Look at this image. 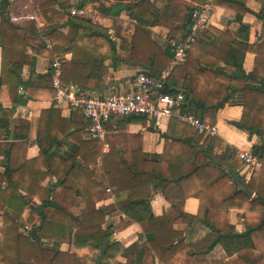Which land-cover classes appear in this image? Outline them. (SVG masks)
Segmentation results:
<instances>
[{
	"label": "trees",
	"instance_id": "trees-1",
	"mask_svg": "<svg viewBox=\"0 0 264 264\" xmlns=\"http://www.w3.org/2000/svg\"><path fill=\"white\" fill-rule=\"evenodd\" d=\"M206 1L234 11V19L239 22L236 34L241 37L236 39L228 30H216L212 38L199 33L182 64L186 67L175 66L168 82L173 80L175 72L182 73L180 85L188 100L181 109L214 124L217 111L236 89L215 82L213 77L224 72L231 79L246 80L241 89V116L231 124L261 138V144L250 148L261 161L260 168L245 180L238 173L240 161L235 149L213 155V137L196 132L189 135L190 127L176 117L170 118L168 130L161 135L163 150L154 158L143 153L140 134H106L109 149L103 153L102 141L84 139L89 122L86 118L83 121L79 110L74 111L80 113V119L73 116L64 119L53 108L41 114L43 118L51 116L52 124L49 128L41 120L38 125V155L27 159L25 151L30 124L24 119L13 118V107L4 108L0 104V164L5 168L0 173L2 264H81L82 257L94 252L95 264H225L222 259L204 257L217 244L228 256L236 255L247 264H264V0H259L261 36L257 44L246 42L247 26L242 23V16L248 10L245 0L182 3L184 13L180 25L171 27V20L166 22L170 26L171 40H176L178 31L182 36L177 39L185 37L187 13L195 9L196 3ZM85 3L82 1L78 6ZM139 4L144 8L145 0ZM57 5L63 8L65 0H36L41 21L40 36L51 42V56L62 55L67 50L64 43L74 45L96 36L106 40L104 28L87 18L59 11ZM100 9H104L102 3ZM128 9L131 11L130 7ZM10 11L11 2L0 0V86H6L18 105L25 104L36 94L53 96L50 71L27 81L21 79L23 66L34 67V54L42 53L45 48L35 40L19 37ZM63 28H67L66 35ZM29 31L35 33L33 24L29 25ZM107 45L108 50L92 59L102 75L106 73L103 60L115 55L112 43L107 41ZM25 46H30L33 55L26 53ZM246 52L254 54L250 73H245L242 65ZM195 62L198 69L192 66ZM221 62L231 66L232 70L227 73L224 67L220 68ZM77 66L79 72H75L72 63L63 64L61 79L71 80L81 89L90 74L84 65ZM213 68L216 70L212 71ZM76 74L82 76V82ZM190 76H204V84L200 88L192 87L186 81ZM174 85L176 82L172 89L167 86L164 92L178 93ZM145 120L146 117L141 115L115 116L113 123L119 131L126 123L143 124ZM172 127L180 133H171ZM104 128L110 130L112 127L106 124ZM58 134L75 141L74 152L64 158L56 156L50 149L59 144ZM77 161L80 164L77 165ZM75 169L80 172L77 179L71 176ZM51 177L55 178L52 187L43 186L44 180ZM5 187L11 188L13 193H6ZM106 188L115 194L116 200L96 208V202L106 196ZM158 192L171 207L168 214L154 215L151 210L150 200ZM251 193L253 196L249 198ZM192 195L199 201L195 214L184 211V202ZM76 196H84L86 200L80 211L74 208ZM35 199L39 201L33 205L36 218L30 217L24 222L22 214ZM233 209L242 210L240 218L244 230L241 232L229 222L228 214ZM117 210L125 216L119 229L136 223L141 230L137 240L128 246L111 240L115 230L112 226L102 228L105 217ZM26 224L30 226L29 230H25ZM176 225H183V228H176ZM198 226L205 229V234L194 241L188 240ZM63 241L71 245V251L60 249Z\"/></svg>",
	"mask_w": 264,
	"mask_h": 264
},
{
	"label": "crops",
	"instance_id": "crops-1",
	"mask_svg": "<svg viewBox=\"0 0 264 264\" xmlns=\"http://www.w3.org/2000/svg\"><path fill=\"white\" fill-rule=\"evenodd\" d=\"M82 1L86 2V5H92L94 12L87 18L92 24L98 25L104 28L106 31V40L102 37H93L78 41L76 44L72 45L70 43H64L65 50L62 55L65 58L66 65H73L75 72H79L80 69L77 65H84L87 67L90 74L89 78L86 80L83 88H78L71 80H62L63 84L67 86H72L78 92L93 94L97 96H110L115 93L127 91L132 88L133 80L137 73L143 72L153 78H158L166 70H172L170 68L171 59L173 56V50L171 46V36L169 35L170 26L166 25L168 19L171 20V27H178L181 23V18L184 13L182 3L188 2L190 0H145L144 8L139 4L143 0H65V5L60 8L57 5V9L60 11L65 10L67 6H78ZM104 5V9H100V4ZM170 3H173L170 5ZM245 6L247 11L242 16V23L247 26V40L246 42L250 45L257 44L260 42L261 36V21L258 18V12L261 8V2L259 0H245ZM119 7V8H118ZM130 10L129 11V8ZM132 7V9H131ZM68 12V11H67ZM191 12V11H189ZM186 17V32H188L187 27L189 23L187 22L188 14ZM130 13L136 14L138 17L131 16ZM35 15L38 22H41L37 15V6L35 10ZM234 11L227 8H222L215 6L212 11L209 25L206 29L201 32L208 38H212L215 35V31H230L236 39H240L241 35L236 34L239 28V22L234 19ZM18 27V35L24 39L35 40L38 45H43L45 50L42 53L34 54L35 62L34 67L23 66L20 77L23 81L33 79L36 75H43L49 72V61L51 60V49L46 48L44 39L40 36L41 26H37L35 21H30L26 18L20 19L18 22H13ZM33 24L34 34L39 35L37 38L34 34L29 31V25ZM139 29V31H138ZM64 35L67 33V28L62 29ZM187 34V33H186ZM182 34L180 31L176 34L177 38H180ZM107 41L112 43L115 49V55L109 56L103 60V65L106 68V73L103 75L96 65L92 62L93 58H97L99 55L108 50ZM50 42V41H49ZM51 43V42H50ZM52 45V44H51ZM52 48V47H51ZM27 54L33 55V51L30 46H25ZM196 51L194 50V55L196 56ZM193 55V54H192ZM166 66L164 67V65ZM196 62L192 64L193 67L196 66ZM254 64V54L246 52L243 57V69L245 73H250ZM0 65H1V48H0ZM182 65V64H181ZM180 65V66H181ZM82 66V67H84ZM182 67H186L182 65ZM220 68H225L226 72L232 70L231 66H224L221 62L219 64ZM198 69V66L195 67ZM83 70V69H82ZM213 68L212 71H215ZM193 71V70H192ZM66 74H68L66 70ZM72 73H70L71 75ZM169 74V76H170ZM77 75V74H76ZM194 75V74H192ZM165 80L164 90H167V86L170 89L174 88L177 92L183 93V88L180 85L183 81L184 75L182 73H174L173 80L168 82V78ZM77 78L82 82L83 78L77 75ZM215 82L225 84L229 87H234L236 91L232 93L229 101L221 105L220 109L216 113V120L214 124L217 127V133L213 137L212 152L213 155L219 156L224 153H228V150L233 148L236 151L240 149H250L252 145L261 144L262 140L260 137L250 134L246 129H241L233 124L232 121H237L242 113V98L243 93L241 91L242 87L246 84V80L243 79H231L224 72L217 73L213 77ZM178 81V82H177ZM192 87L200 88V85L204 84V76H190L186 79ZM23 93V91H21ZM184 94V93H183ZM188 100V96L185 95ZM186 102L184 105L186 106ZM0 104L4 108H14L12 117L24 119L30 124V132L28 136V145L25 151L26 158H33L38 155L40 150V142L37 137L38 125L42 120V123L47 127H51V116L41 117V114L50 108L59 111L60 117L64 119H70L73 117L80 119V113L74 110L62 109L54 105L52 101V95L36 94L31 97L25 104L18 105L14 103L13 96L8 93L6 86H0ZM220 104V103H219ZM218 105V103H217ZM181 112H188L185 109H181ZM56 117V116H55ZM83 121L84 116H82ZM175 118V117H172ZM114 117L111 118L106 124H110L112 127L110 130H105L106 134L115 133H126V134H140L141 136V148L143 153L148 158H154L159 155L164 146V138L161 136L168 130V125L170 118L168 120H163L160 126H155L149 120H145L142 123H126L124 129L117 130L114 127ZM105 124V125H106ZM72 128V127H71ZM72 130V129H71ZM170 132L178 135L180 133L179 129L172 127ZM195 132L190 128L189 135H193ZM84 139H88L87 133H84ZM59 144L52 145L51 150L56 156L67 157L71 155L75 150V141L58 134ZM2 156L0 155V160ZM99 162V160H98ZM80 161H77V165ZM5 170L4 166L0 164V173ZM78 170H72L71 176L74 178L79 177ZM240 176L245 177L244 170L241 165L238 169ZM55 182V178H46L42 183L43 186L52 187ZM109 189V188H106ZM5 191L8 194H12L13 191L9 187H5ZM106 196L96 202L95 207H105L113 204L116 200V196L111 191H105ZM253 196V193L249 195V198ZM124 197V195H121ZM85 197L76 196L74 202V208L76 210H82L85 207ZM39 204L37 199L29 203L27 208L22 214V220L25 222L28 218H36V212L33 205ZM198 198L196 195L189 196L184 202V211L189 214H195L198 210ZM151 210L154 215H164L168 214L171 210L169 203L163 198L160 192L153 194L150 200ZM242 210L233 209L230 210L228 214L229 222L234 225L235 230L241 232L244 230V223L242 222L240 216ZM125 221V216L119 211H115L105 217V224L102 228L107 226H112L114 230L111 240L117 241L124 246H128L137 240L140 236V227L136 223H132L123 229H119L121 224ZM176 228H183V225H176ZM2 230V218L0 212V234ZM205 229L198 226L188 236V240L194 241L205 234ZM62 251L72 250L71 245L67 241H63L60 245ZM96 252L90 256H84L81 258V264H95ZM205 258L208 259H222L225 264H247L242 259L238 258L236 255L228 256L221 245L217 244L213 249L207 253ZM118 260L123 261L122 258ZM0 264H2L0 258Z\"/></svg>",
	"mask_w": 264,
	"mask_h": 264
},
{
	"label": "built area",
	"instance_id": "built-area-1",
	"mask_svg": "<svg viewBox=\"0 0 264 264\" xmlns=\"http://www.w3.org/2000/svg\"><path fill=\"white\" fill-rule=\"evenodd\" d=\"M12 2V0H9ZM192 11V17L189 22V30L184 38L173 40L171 42L173 56L170 68L183 64L187 59V54L192 44L198 38L199 33L207 28L210 22L214 5L211 1L196 3ZM66 11L70 15L79 17H88L94 9L92 5L86 6H67ZM26 18L35 21L36 25L41 26L35 15H22L16 12H10L12 22H18ZM45 46L51 49L49 41H45ZM65 63L63 55H55L49 61V71L51 85L54 90L52 101L55 106L67 110H79L84 118L89 122L87 127L88 138L102 141V152L106 153L109 149L105 142V124L115 116L141 115L152 122L155 126H160L163 120L176 117L186 123L194 132L202 133L209 136H215L217 127L202 121L191 112H181V105L185 103L184 95L181 92L169 94L164 92L165 80L171 70H166L158 78H153L143 72L136 74L132 88L127 91L115 93L110 96H97L88 93L78 92L72 86L63 84L61 79L62 66ZM240 161L241 168L248 178L254 171L261 166V161L251 149H240L236 153ZM110 191V189H106ZM25 230L30 226L26 224Z\"/></svg>",
	"mask_w": 264,
	"mask_h": 264
},
{
	"label": "rangeland",
	"instance_id": "rangeland-1",
	"mask_svg": "<svg viewBox=\"0 0 264 264\" xmlns=\"http://www.w3.org/2000/svg\"><path fill=\"white\" fill-rule=\"evenodd\" d=\"M36 10V0H12L11 11L25 16L33 15Z\"/></svg>",
	"mask_w": 264,
	"mask_h": 264
},
{
	"label": "water",
	"instance_id": "water-1",
	"mask_svg": "<svg viewBox=\"0 0 264 264\" xmlns=\"http://www.w3.org/2000/svg\"><path fill=\"white\" fill-rule=\"evenodd\" d=\"M191 17H192V11H191V12H189V14H188V19H187V22H188V23L190 22V20H191ZM187 30H189V27H187ZM184 99H185V102H186V100H187V97H184ZM131 116H134V115H131Z\"/></svg>",
	"mask_w": 264,
	"mask_h": 264
}]
</instances>
